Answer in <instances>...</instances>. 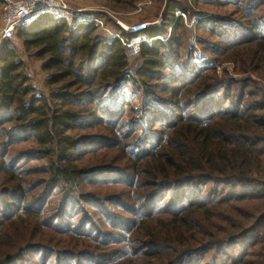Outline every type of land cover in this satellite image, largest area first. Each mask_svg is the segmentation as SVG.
<instances>
[{
  "label": "trees",
  "instance_id": "16d2710c",
  "mask_svg": "<svg viewBox=\"0 0 264 264\" xmlns=\"http://www.w3.org/2000/svg\"><path fill=\"white\" fill-rule=\"evenodd\" d=\"M239 1L218 0L240 16L200 17L198 28L211 37L201 40L213 55L206 62L220 61L216 54L249 52L264 79V0L243 7ZM176 10L188 12L170 2L161 24L138 34L123 30L126 38L144 36L136 56L117 36L95 34L94 21L50 11L19 26L2 46L0 174L13 183L0 184H7L0 187L1 222L45 213L42 223L54 234L88 241L76 239L66 252L26 245L32 252L24 258V247L7 248L0 264H264V202L235 231L215 233L200 222L212 209L233 211L239 203L264 200V84L218 76L206 63L193 64L188 51L183 56ZM15 40L25 51L36 50L49 73L48 96L30 82ZM249 43L254 46H244ZM61 81L68 86L51 87ZM130 112L136 118L122 120ZM97 116L108 130L96 129ZM121 122L131 124L128 133L117 131ZM131 133L138 141L124 142ZM116 143L123 167L107 164ZM96 155L103 156L89 159ZM21 165L45 167L41 190H30ZM163 219L168 230L149 226Z\"/></svg>",
  "mask_w": 264,
  "mask_h": 264
},
{
  "label": "rangeland",
  "instance_id": "374dc122",
  "mask_svg": "<svg viewBox=\"0 0 264 264\" xmlns=\"http://www.w3.org/2000/svg\"><path fill=\"white\" fill-rule=\"evenodd\" d=\"M66 6L69 7V10L67 13H63L64 15H67V18L69 20L71 19H80V17L84 18L83 20H95L96 25L98 26V29L96 30L95 34H99L104 37H113L122 35L123 29L118 25V22L124 24V25H130L136 22L145 21L148 23V26L151 25H159L161 24V19L163 13L167 11V6L170 2H179L181 5L186 6L188 8L187 13H183L180 11H175V16L178 15L182 18L181 23L176 28L175 35L177 36V39L181 41V52L183 56L186 55L187 51L190 53V59L191 62L195 65H201L203 63H206L205 65L209 68H213L218 76H227L232 78H243V77H251L255 81H259L262 84H264V79L262 77L261 72V63L259 61H255L256 69L250 65V60L246 57V52H237V50L231 51L229 53H223V55L216 54V58H220V61L218 62H206L207 58L210 56H213L211 54V51L208 50V44H205L203 46L201 44V40L203 38H211L206 37V31L204 29H199V25L197 23L200 20V17H207L208 16H222V15H231V16H240L237 12L233 10L232 6L228 5H219L218 0H135V2L129 3V4H120V5H114L110 3L107 0H62ZM249 0H242L239 1L243 3L241 7L244 6V3H247ZM3 6L1 4L0 6V26H1V19H2V12H3ZM77 9L81 10L82 12H78ZM262 12L264 11V6ZM260 12V13H262ZM184 14V15H181ZM89 18V19H87ZM169 28L167 29V33H169ZM16 41V40H15ZM17 43V53L19 56V59H22L24 63V69L27 75L30 78V82L35 86L36 91L38 93H42L45 96L49 95V86L46 83V80L49 76V73L45 72L41 68V60L38 59L35 56V49H31L30 52L25 51L22 45L16 41ZM5 44V42H0V50L2 46ZM254 43H249L244 46L253 47ZM243 47V46H241ZM243 49V48H242ZM139 55V53L137 54ZM140 63V57L135 58L134 60L130 61L129 68L132 69V71L135 69V67ZM66 81V80H65ZM61 81L59 83H56L52 85V88H55L57 86H60L61 84L67 85V82ZM136 118V113L130 112L127 116L124 117L122 120H129V119ZM101 118L99 116L96 117L95 123H97L98 126H96L97 130H103L104 128L108 130L106 127L102 126L100 123ZM134 125V123H133ZM131 129V124L125 127V125L120 123L119 129H117L118 132H123L124 134L128 133V131ZM131 138L129 137L124 142L128 143H135L138 141V134L131 133ZM117 141L119 140L118 137L116 138ZM121 142V140L119 141ZM125 144V143H124ZM120 145L117 143L114 144L112 150L113 152L110 153L109 159H108V165H115L123 167V163L125 159L121 158L120 154ZM120 151V152H119ZM109 154V153H107ZM103 154V155H107ZM93 156L89 159H95L99 157L98 159H95L94 161H99L101 159V156ZM92 158V159H91ZM88 159V160H89ZM105 159V158H103ZM85 161V160H84ZM21 163H19L20 165ZM106 164V165H107ZM129 165V163L127 164ZM40 168V169H39ZM20 169H24L23 171L26 172V177L31 184H29L30 190H41L44 185L41 182V178L45 177L46 169L45 167H30V165H21ZM263 174V172H262ZM8 176L6 174H0V184L1 182L7 183L8 186L13 183L10 179L6 180ZM143 176H141V181H144L145 179H142ZM264 177V175H262ZM144 178V177H143ZM5 184V185H7ZM5 185H0V187ZM102 188V187H100ZM85 193L88 192V189H84ZM100 194L102 189H99ZM34 193V192H33ZM31 196V195H27ZM54 198H57L55 194H53ZM105 197V196H103ZM32 197H29V201H31ZM261 202H264V200H260L258 202L255 201H249V202H243L239 203L236 209L233 211L227 210V209H212V212L217 213V217L214 218V213H207L204 214L201 217V221L203 224L209 223L207 230L212 231L215 233H218L222 230L228 231L229 229H234V225L238 224L239 222H248V224L252 221L250 218L255 216L259 211L262 209V207H259V204ZM85 204V203H84ZM244 210H247L248 213H246ZM221 211H223L221 213ZM227 211V212H225ZM239 212V213H238ZM51 213V211H48V215ZM225 216L224 214H227ZM37 215L35 217H32V214L23 213L22 216H18L14 220H8L4 219L1 222L0 219V230H3L5 232L4 236H0V251L2 250H8L7 248L13 249L17 246L19 248H23L26 245H34L35 243H40L41 246H44L46 248H53L56 251L66 252L68 250H71L73 248L72 243L74 240L79 239L81 241H88L86 238H74L70 235L69 238H63L61 236H58L57 233L54 234L53 231L50 229L51 226L47 225L46 222L42 223V218L45 216V213H37L34 214ZM219 215V217H218ZM99 216V215H98ZM99 218V217H97ZM233 218V220H232ZM226 220V221H224ZM48 223V222H47ZM149 226H152V229L154 231L160 230L166 231L168 230L167 222H165V219L158 222H152ZM202 226V225H201ZM59 227V226H57ZM64 229V228H63ZM54 230V229H53ZM190 234H194V231H189ZM143 237V236H142ZM68 239V240H66ZM159 239H162L159 237ZM70 240L72 241L71 244L64 245L65 243H69ZM35 249V246L31 249ZM25 249V247L23 248ZM19 249L20 255L24 258L25 255L27 256L32 252V250L29 249ZM75 250V249H74ZM72 250V251H74ZM78 252V250L76 249ZM143 258H145L143 256ZM50 262L47 261L46 264H49Z\"/></svg>",
  "mask_w": 264,
  "mask_h": 264
},
{
  "label": "built area",
  "instance_id": "2783aa9c",
  "mask_svg": "<svg viewBox=\"0 0 264 264\" xmlns=\"http://www.w3.org/2000/svg\"><path fill=\"white\" fill-rule=\"evenodd\" d=\"M3 6L0 42H6L13 38L16 29L30 21H33L43 12L50 11L55 13H67L69 7L62 0H1ZM78 12H82L77 9ZM180 14L179 12L177 13ZM184 15V14H181ZM82 20L84 18L80 17ZM89 19V18H87ZM95 22V20H92ZM118 25L125 31L132 34L142 32L148 23L145 21L136 22L130 25H124L118 22ZM122 44L126 47L129 55L136 56L139 53V46L145 40L144 36H135L126 38L117 35Z\"/></svg>",
  "mask_w": 264,
  "mask_h": 264
},
{
  "label": "crops",
  "instance_id": "0c3cea01",
  "mask_svg": "<svg viewBox=\"0 0 264 264\" xmlns=\"http://www.w3.org/2000/svg\"><path fill=\"white\" fill-rule=\"evenodd\" d=\"M71 20H73V19H71ZM75 20H78V19H75ZM80 20H82V19L80 18ZM80 20H79V21H80Z\"/></svg>",
  "mask_w": 264,
  "mask_h": 264
}]
</instances>
